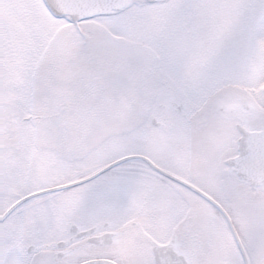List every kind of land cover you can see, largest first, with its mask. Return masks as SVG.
<instances>
[{
    "label": "rangeland",
    "instance_id": "374dc122",
    "mask_svg": "<svg viewBox=\"0 0 264 264\" xmlns=\"http://www.w3.org/2000/svg\"><path fill=\"white\" fill-rule=\"evenodd\" d=\"M103 72L115 102L113 113L123 118L113 124H141L126 133L115 126L82 156L72 150L75 137L62 112L68 106L86 108L89 81ZM149 76L151 83L159 82L153 96L152 86L144 84ZM56 77L57 107L51 84ZM166 86L184 106L182 115L168 113V120L158 108L168 102ZM67 90L76 91L77 104H67ZM0 101L10 104L0 108V127L14 122L18 143L24 134L37 133L33 144L47 146L49 131L57 128V186L119 157L143 155L189 175L183 181L222 205L238 231L249 234L254 264L258 256L257 264H264V193L220 175L218 167L224 169V158L234 154L236 121L227 112L209 114L221 104H246L250 116L243 125L264 129V0H125L120 11L76 26L53 16L42 0H0ZM56 111L57 121L52 118ZM35 113L42 119L23 122ZM150 118L164 127H151ZM210 157L216 159L214 173L207 167ZM140 163L123 162L88 186L63 190L72 191L57 194V218L72 216L75 203L79 211H91L115 228L121 225L118 219L137 218L154 240L179 232L191 249L201 247L207 256L219 258L217 250L229 244L220 215L196 194L172 186ZM219 183L227 186L219 189ZM89 201L92 209L83 204Z\"/></svg>",
    "mask_w": 264,
    "mask_h": 264
},
{
    "label": "flooded vegetation",
    "instance_id": "af4514ba",
    "mask_svg": "<svg viewBox=\"0 0 264 264\" xmlns=\"http://www.w3.org/2000/svg\"><path fill=\"white\" fill-rule=\"evenodd\" d=\"M90 71H93V69H90ZM105 75L103 72L95 78L92 77V80L89 81L92 90L85 95H90V97L97 95L101 97L85 99L84 101L89 106L95 102L97 107L107 109L108 101L102 98L108 95V88L104 79ZM150 81L151 77L149 76L148 82ZM148 82L146 81L144 84L152 86L149 93L153 96L159 82L156 79L152 83L150 82V84ZM46 83L49 86V83ZM51 84L53 86L52 103L57 107V77ZM164 90L169 93L168 102L166 105L162 104L158 107L162 113H167L164 119L168 120V113L182 115L184 113V106L180 100L174 94L172 95L169 86H166ZM73 94L75 96L76 91ZM74 96L70 105H74L78 101ZM10 99L12 98L9 96L7 101ZM66 101L68 104V100ZM0 102V108H10V104L6 103V101ZM35 105L37 106V110L35 111H39L40 113V110H42L41 105L37 104V102ZM59 105L62 109L61 104ZM248 109L249 107L246 104H241L240 107L239 104L231 106L221 104L217 109L218 114L212 110L209 111V114L214 116L227 112L230 117L235 119L236 124L241 122L242 126H244L243 119L246 116H250ZM148 110L149 108L145 110V115L148 114ZM39 113H35V115L24 119L22 118L23 122L42 119L43 116ZM52 118L57 121V111L52 115ZM151 119L155 120V126L151 125ZM14 124V122L9 121L8 123H3V126L1 125L0 127V264H79L94 259H103L114 264H153L152 249L171 242L173 244V251L183 258L185 264H244L233 235L230 232L226 233V239L229 241V244H227L228 248L223 250H217L216 248L217 256L219 257L216 258L211 254L207 256L205 251L200 249L201 247L191 249L184 234H179V232L171 233L165 240H154L147 234L146 229L141 226L140 219L137 218L118 219L117 222L121 225L115 228L103 217L102 219H98L99 216H94L91 211L89 213L81 209L79 211L76 203L72 216L67 217L66 214H61L57 218V194L72 191H50L57 188V128L56 131H49L48 145L41 146L33 144L39 138L37 133L24 134L23 137L26 138L21 140L23 143H18L20 137L12 128ZM140 124L141 120L130 126H124L122 123L117 122L115 126L120 129L118 133H126L136 129ZM122 125L123 127H121ZM150 126L163 128L164 122L150 118ZM91 138L75 137V145L72 147V150L76 154L80 153L84 156L85 153L83 152L91 150L106 139L105 136L95 141ZM235 153L224 158L223 165L224 161L233 157ZM149 160L156 167L175 178L182 181L183 177L189 178V175L182 176L178 172L161 167L155 161ZM215 160L213 157L206 159L207 167L211 168L210 170L213 173L215 172ZM140 165L147 167L143 162ZM101 167L90 173H84L79 178L70 180L65 184L82 180ZM189 167L190 163L187 164L186 168ZM221 169L222 165L220 164L218 167L220 175L225 173L236 179L230 167L228 168L224 165V169L222 171ZM148 170L155 173L150 168ZM180 170L178 168V171ZM155 174L162 180L172 184V186L178 188L181 186L157 173ZM213 175L212 173L209 174L210 177H213ZM99 176L85 182L83 186L81 184L77 186H81L80 188L88 186L89 183L96 180ZM194 176L197 175H193L192 177ZM221 186L226 187L227 184H220L217 187L221 189ZM18 201L21 202L17 204ZM83 204L86 208L90 206L88 209H92L93 207L92 201L84 202ZM83 204H81L82 209L85 208ZM142 209L143 206H140L141 213ZM231 223L243 251L246 264H254V253H249L250 250L247 248L249 234H241L232 219ZM96 238L99 240L97 243H94V239ZM214 241L216 243V239ZM221 256L222 258H220ZM258 257L256 264L259 259Z\"/></svg>",
    "mask_w": 264,
    "mask_h": 264
},
{
    "label": "water",
    "instance_id": "95a60500",
    "mask_svg": "<svg viewBox=\"0 0 264 264\" xmlns=\"http://www.w3.org/2000/svg\"><path fill=\"white\" fill-rule=\"evenodd\" d=\"M148 3L156 2L158 0H144ZM47 5L49 11L57 16H66L72 22L91 18L98 15H107L112 11H118L123 7L124 0H43ZM151 125L155 126V120L151 119ZM236 130L239 133V137L236 141V155L225 161L228 167H231L232 171L236 177L246 182L250 187H262L264 190V132L263 131H247L242 126L241 123L236 125ZM138 159L143 161L147 166L153 169L158 174L184 186L205 202L210 204L215 208L220 215L224 218L236 245L239 249L240 255L242 257L243 263L246 264L245 257L239 241L236 237L235 231L231 225V222L225 213V211L209 196L197 190L196 188L190 186L189 184L167 174L166 172L155 167L149 160L142 156L130 155L115 160L102 169L98 170L94 174L86 177L82 180L75 181L69 184L57 186L54 190L67 189L86 181H89L99 174L107 171L108 169L128 160ZM49 191V190H48ZM33 196V195H32ZM31 197V196H30ZM23 201V200H22ZM21 201H18L19 204ZM98 238L94 239V243L98 242ZM153 254V264H185L183 258L177 255L173 251L172 242L160 247H154L152 249ZM81 264H114L106 260H90L83 262Z\"/></svg>",
    "mask_w": 264,
    "mask_h": 264
},
{
    "label": "trees",
    "instance_id": "16d2710c",
    "mask_svg": "<svg viewBox=\"0 0 264 264\" xmlns=\"http://www.w3.org/2000/svg\"><path fill=\"white\" fill-rule=\"evenodd\" d=\"M69 78H71V77H68V79ZM53 80L54 79H52V81ZM73 93L74 92L72 90H67V92H66V99L68 100V104H70V102H72V99L74 96ZM85 96L89 97L90 95H85ZM95 97H99V96L93 95L91 98L95 99ZM99 98H101V97H99ZM102 98L108 101V107L109 108L102 109L101 107H97L95 102H94V103H91L90 106L87 105L86 108H84L83 106H79V107L71 109V107L68 106L64 109V111L62 113L64 114L65 120H67L69 122V129H70L69 131H70V134L72 135L71 137L101 138L105 134H111V132H115V123L113 124V121L115 119L120 120L123 118L118 117L117 114L113 113L115 110V107L113 106L115 103L113 95L110 96L109 92H108V95H105ZM119 113H120L119 115L121 116L122 115L121 112H119ZM103 125H104V127H106V125H110V127H108L109 129L107 130L106 133H103V129L105 130L104 127L102 128ZM72 131H73V133H72ZM74 132H76V133L74 134ZM249 188L255 189L252 187H249ZM256 189L264 193V191L261 190L260 188H256Z\"/></svg>",
    "mask_w": 264,
    "mask_h": 264
}]
</instances>
